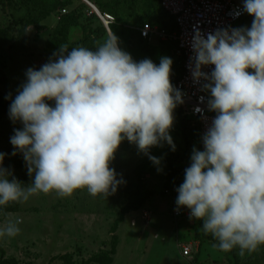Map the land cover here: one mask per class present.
Here are the masks:
<instances>
[{"label": "clouds", "instance_id": "9594fccd", "mask_svg": "<svg viewBox=\"0 0 264 264\" xmlns=\"http://www.w3.org/2000/svg\"><path fill=\"white\" fill-rule=\"evenodd\" d=\"M242 11L253 17L250 27L192 37L191 75L205 81L201 91L215 116L175 189L176 211L187 208L215 247L240 255L264 245V0H243ZM54 57L27 69L11 101L9 118L23 127L10 143L33 179L27 186L15 179L0 153V209L39 193L114 194L124 181L110 164L125 140L157 166L153 147L167 143L175 151L170 130L184 100L170 80L171 58L137 62L115 33L94 49L60 48ZM206 66L214 68L207 73ZM21 223L16 217L0 225V239L17 236Z\"/></svg>", "mask_w": 264, "mask_h": 264}, {"label": "rangeland", "instance_id": "374dc122", "mask_svg": "<svg viewBox=\"0 0 264 264\" xmlns=\"http://www.w3.org/2000/svg\"><path fill=\"white\" fill-rule=\"evenodd\" d=\"M24 1H28V9ZM88 1L102 10L101 15H112L120 47L135 61L149 58L159 64L161 57L172 59V44L158 46V37L133 49L128 45L141 27V18L156 7V0ZM237 2L243 5V0ZM62 9L66 13L61 17ZM94 16L82 0H0V29H7L0 35V153L6 154L3 166L25 186L33 178L27 173L22 153L10 143L14 130L23 127L9 118L11 101L26 81L27 69L38 70L54 59L60 48L94 49L104 41L99 32L103 24ZM151 24L161 28L159 23ZM133 41L138 44V40ZM172 61L173 84L178 65ZM48 103L54 106V102ZM173 115L170 135L175 151L167 143L150 150L161 161L159 166L134 144L127 140L121 143L110 167L124 183L114 194L93 197L86 189L68 197L39 193L27 202H10L0 209V225L16 217L23 221L17 236L0 239V264H103L102 258L108 256L109 264H264V245L244 255L238 248L223 252L214 246L217 241L204 233L201 221L173 216L178 195L175 189L182 184L184 165L190 166L193 148L201 150L186 106L178 105ZM186 134L192 136L188 149ZM14 151L16 155H12ZM189 240H195L198 249L192 259H185L179 245Z\"/></svg>", "mask_w": 264, "mask_h": 264}, {"label": "built area", "instance_id": "2783aa9c", "mask_svg": "<svg viewBox=\"0 0 264 264\" xmlns=\"http://www.w3.org/2000/svg\"><path fill=\"white\" fill-rule=\"evenodd\" d=\"M160 8L168 14L174 21L175 30L168 33L158 26L144 23L139 29L140 37L145 41H150L152 37L162 40H169L175 43L174 55L180 60L182 71L181 76L176 82V89L183 93V105L186 106L189 119L193 126L199 128V145L203 150L202 136L211 124L215 113L207 108L208 93L201 91V85L193 81L190 63L193 57L191 49L192 37L197 31L204 34L214 33L218 29L229 27L240 28L247 13H243L242 5L237 0H159ZM240 10L238 17L234 13ZM66 13L62 9L60 16ZM113 17L102 15V21L108 26L113 22ZM214 66H206L203 71L210 73ZM203 98V99H202ZM199 109V110H198ZM176 204L172 206V214L175 218H189V210L180 209L176 211ZM198 244L195 240L182 242L179 245L180 256L185 259H192L197 252Z\"/></svg>", "mask_w": 264, "mask_h": 264}, {"label": "trees", "instance_id": "16d2710c", "mask_svg": "<svg viewBox=\"0 0 264 264\" xmlns=\"http://www.w3.org/2000/svg\"><path fill=\"white\" fill-rule=\"evenodd\" d=\"M155 6L153 8V10L151 12L148 11V13L144 14L145 16L143 18H141L143 21L141 22V25L142 26L144 23H159L160 24V27L165 29L168 33H171L175 30V24H174V21L173 19L168 15L166 14L165 12H163L160 8V4H159V0H156L155 2ZM24 7L26 9H28V1H24ZM98 10H101L100 8ZM102 11V10H101ZM133 12L135 13V10H133ZM112 16V15H111ZM62 17V16H61ZM96 17V16H94ZM163 18H165L167 21H164ZM253 19L251 20L249 15L247 14L245 19L243 20V26L244 27H250L251 26V23H252ZM109 29L111 31V34L112 33H115L117 36L119 35V32L117 30V27L112 25V24H109ZM7 32V29H0V35H4L6 34ZM99 32L103 38V40L107 39L108 38V35L106 33V30L103 26H101L99 28ZM136 39L138 40V44L136 42H134L133 40ZM144 42H146L145 40H143L140 35H139V32H136V37H132L129 42H128V45H129V48L130 49H133L135 46H141ZM161 41L160 43L158 44L161 45ZM172 46L175 47V43L171 42ZM150 45V44H149ZM49 47H54L53 44L49 43ZM172 59H174L176 62H177V68H178V74H177V77L176 79L174 80V83L172 84L174 86V88H176V82L177 80L180 78L181 76V71H182V66H181V62L180 60L174 55L172 54L171 55ZM188 121L189 123L192 124V121L191 119H189V116H188ZM193 126V125H192ZM194 128L197 129V132H198V144H199V139H200V134H199V128L198 126H193ZM192 136L190 134H186L185 137H184V141L187 143V149H188V146L190 144L189 142V139H191ZM187 153H188V150H187ZM186 157H188V154H185ZM184 158V157H183ZM185 159V158H184ZM177 161V160H176ZM173 163L171 162L170 164V167L169 169H173ZM104 261L102 262L103 264H109L111 262V258L108 256L106 258H102Z\"/></svg>", "mask_w": 264, "mask_h": 264}, {"label": "water", "instance_id": "95a60500", "mask_svg": "<svg viewBox=\"0 0 264 264\" xmlns=\"http://www.w3.org/2000/svg\"><path fill=\"white\" fill-rule=\"evenodd\" d=\"M95 11H96L97 17H99V19L101 20V22H102V24L106 30L107 35L109 36L111 34L109 26L104 21H102V15H101L100 11H98V10H95Z\"/></svg>", "mask_w": 264, "mask_h": 264}, {"label": "crops", "instance_id": "0c3cea01", "mask_svg": "<svg viewBox=\"0 0 264 264\" xmlns=\"http://www.w3.org/2000/svg\"><path fill=\"white\" fill-rule=\"evenodd\" d=\"M163 20H164V21H167L165 18H163ZM158 26H159V25H158ZM162 29H163V28H162ZM165 31H166V30H165ZM173 32H174V31H173ZM171 33H172V32H171ZM151 39H152V38H151ZM150 41H151V40H150ZM150 41H148V42L150 43ZM159 41H161V42H170V43L173 42V41L162 40V39H159ZM173 43H174V42H173ZM174 48H175V47L172 48L171 55L174 54ZM201 150H202V148H201ZM186 168H187V167H185V165H184V171H183V174H182V183H183V181H184V173H185V169H186Z\"/></svg>", "mask_w": 264, "mask_h": 264}, {"label": "bare ground", "instance_id": "6f19581e", "mask_svg": "<svg viewBox=\"0 0 264 264\" xmlns=\"http://www.w3.org/2000/svg\"><path fill=\"white\" fill-rule=\"evenodd\" d=\"M84 3H86L88 5V7L93 11V13L97 16L96 14V11L95 10H98V8L92 4L90 1L88 0H82ZM99 11V10H98ZM99 18V17H98Z\"/></svg>", "mask_w": 264, "mask_h": 264}]
</instances>
